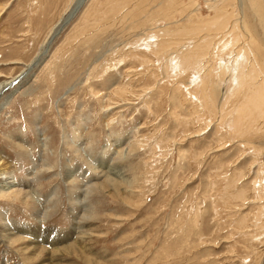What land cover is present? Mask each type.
I'll list each match as a JSON object with an SVG mask.
<instances>
[{
    "label": "rangeland",
    "instance_id": "obj_1",
    "mask_svg": "<svg viewBox=\"0 0 264 264\" xmlns=\"http://www.w3.org/2000/svg\"><path fill=\"white\" fill-rule=\"evenodd\" d=\"M74 1L0 0V232L63 240L53 264H264V0H85L42 53ZM27 238L0 264H47Z\"/></svg>",
    "mask_w": 264,
    "mask_h": 264
},
{
    "label": "bare ground",
    "instance_id": "obj_2",
    "mask_svg": "<svg viewBox=\"0 0 264 264\" xmlns=\"http://www.w3.org/2000/svg\"><path fill=\"white\" fill-rule=\"evenodd\" d=\"M85 0H75L72 4V6L70 7V11L68 12V14L66 16H64L59 23L54 26L52 28V30L50 31L46 41H45V45H44V50L42 48V53H46L48 51V47L50 44V41L53 39V37H55L63 28V26L69 22L72 17L80 10V8L82 7V5L84 4ZM62 24V25H61ZM61 25V26H60ZM41 53V52H40ZM41 56V55H40ZM39 64V59L37 58V60L34 61V63L32 64L31 68L34 66H37ZM25 75V74H24ZM26 76V75H25ZM22 79V78H21ZM16 83V81H14V84ZM7 86V85H6ZM4 90V89H3ZM1 94V92H0ZM7 172L5 170V168L3 167V165L0 164V176L1 175H6ZM4 179L5 181L3 182ZM11 179V178H10ZM7 177L1 178L0 177V189L1 188H5V191H8L11 189V187L13 186L11 180ZM10 180V181H9ZM114 188H116L114 186ZM1 192V191H0ZM19 194V192L17 193ZM42 205V204H41ZM76 227V226H75ZM78 228V227H77ZM19 229V227H18ZM76 228H74L75 231ZM15 228L11 227V226H7L5 229L2 230V232H0V235L3 234L6 236V239L9 242H16L18 239H22V238H26V237H30L32 238L31 243L34 246L35 252H33L31 254L30 260H33L35 258V256H37L38 252L42 249H45L48 251V259L46 260L45 263L47 264H53V261L56 259V257H54L56 254H60L62 253L64 250L60 249V245L65 244V242H62L63 240H60L57 238V240L55 239V237L51 238L52 236L50 235L49 239L47 237V234L45 235L43 233V231L40 230H34V231H26V230H17L21 233H23L24 235H26V237H22L20 238L17 233H14ZM49 233V232H48ZM51 234V233H50ZM73 234V233H72ZM72 234L70 235V237H72ZM49 236V235H48ZM58 236V235H57ZM62 236V235H61ZM63 237V236H62ZM69 237V236H68ZM67 237V238H68ZM27 238V239H30ZM66 238V239H67ZM30 242V241H29ZM45 244V245H44ZM31 245V244H30ZM59 247V248H58ZM73 248V247H72ZM67 251V250H66ZM69 251V250H68ZM45 252V251H44ZM77 252V251H76ZM67 254V253H66ZM63 256V255H62ZM55 259H54V258ZM87 260V259H86ZM88 261V260H87ZM91 262V261H90ZM34 264V263H33ZM55 264V263H54Z\"/></svg>",
    "mask_w": 264,
    "mask_h": 264
}]
</instances>
